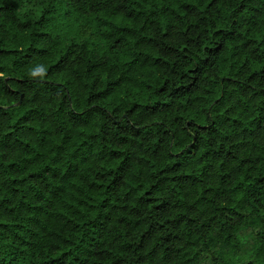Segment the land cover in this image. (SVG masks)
<instances>
[{
    "label": "trees",
    "instance_id": "trees-1",
    "mask_svg": "<svg viewBox=\"0 0 264 264\" xmlns=\"http://www.w3.org/2000/svg\"><path fill=\"white\" fill-rule=\"evenodd\" d=\"M0 264H264V0H0Z\"/></svg>",
    "mask_w": 264,
    "mask_h": 264
}]
</instances>
